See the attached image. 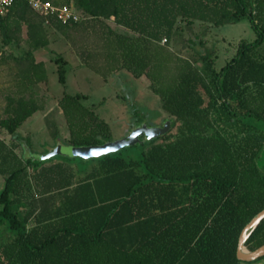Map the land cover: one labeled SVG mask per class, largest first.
I'll list each match as a JSON object with an SVG mask.
<instances>
[{
    "label": "trees",
    "instance_id": "trees-1",
    "mask_svg": "<svg viewBox=\"0 0 264 264\" xmlns=\"http://www.w3.org/2000/svg\"><path fill=\"white\" fill-rule=\"evenodd\" d=\"M42 1L79 13L77 22L49 20L66 36L95 29L91 21L106 27L96 31L106 72L145 77L170 128L88 159L94 163L79 170L67 161L21 159L0 140V264H254L239 261L236 247L243 227L264 209V0ZM242 19L256 38L237 42L219 69L201 42L199 52L189 41L197 61L168 48L180 21L223 26ZM110 20L132 35L114 32ZM44 23L21 0L0 18L3 46L19 47L23 26L28 45L22 57L9 55L18 82L0 119L8 134L39 109L24 91L47 80L44 63L32 56L47 45ZM55 63L64 85L65 61ZM86 100L66 92L58 100L68 146L111 140L109 125ZM263 243L264 220L245 246Z\"/></svg>",
    "mask_w": 264,
    "mask_h": 264
},
{
    "label": "rangeland",
    "instance_id": "rangeland-1",
    "mask_svg": "<svg viewBox=\"0 0 264 264\" xmlns=\"http://www.w3.org/2000/svg\"><path fill=\"white\" fill-rule=\"evenodd\" d=\"M90 24H94L95 29L91 27L85 31H69V35L66 36L49 23H44L47 45L34 50L32 56L37 60L45 61L47 80L39 85L29 87L28 93L32 92L38 96L46 94L48 99L42 100L43 107H52L53 109L42 119V122L47 120L54 123V129L56 128L58 134L56 139L51 138L53 128L47 123L48 130L45 133L42 132L27 141V146L16 148L17 154H21V159L30 157L36 161L50 159L54 162L67 161L75 170L82 169L84 164H92L93 161L81 162L79 157L72 156L70 147L60 150V154L45 157L50 154L52 149L55 151L58 147L61 149L63 147L61 145L68 146L67 123L62 112L58 113L57 109L58 100L65 92L71 95L83 94L87 96L84 104L91 107L109 125L110 141L125 138L139 126H162L168 120L169 116L161 109L159 97L151 91L150 83L145 77L137 79L124 70L106 72L104 67L106 60L101 55L102 53L100 54L103 44L100 34L96 31H102L103 28V31L107 32V28L100 29L98 23L93 21ZM105 24L118 34L132 35V33L116 26L111 20L105 21ZM25 33L26 28L23 26L21 34L23 41L19 47L3 46L0 35V87L4 82H11L13 92L17 90L18 70L12 57H22L28 50ZM255 37L256 34L247 19L223 26H212L199 22L191 25L180 21L168 48L182 57L197 61V55L192 51L189 41L194 43L193 50L199 52H202L201 42L207 51L213 52L214 67L219 69L233 55V49L237 42L253 40ZM160 44L167 43L161 40ZM58 57L65 61L64 85L58 80V64L55 63ZM35 115H42V112H36L33 116ZM28 123L29 120L18 129L19 132L24 131L23 127ZM3 185L4 177L0 174V192ZM246 249L248 250L247 247ZM254 264H264V258L257 260Z\"/></svg>",
    "mask_w": 264,
    "mask_h": 264
},
{
    "label": "water",
    "instance_id": "water-1",
    "mask_svg": "<svg viewBox=\"0 0 264 264\" xmlns=\"http://www.w3.org/2000/svg\"><path fill=\"white\" fill-rule=\"evenodd\" d=\"M170 128V121L166 120L162 126L148 127L146 125L139 126L133 129L125 138L118 141H109L101 145L86 146V147H71L63 146L55 149L51 155L60 154V150L67 147L71 148V155L85 160L99 158L110 153L117 152L124 147L132 146L140 141V137L144 136L147 140H151L165 134ZM264 220V209L258 212L241 230L237 247L236 258L242 262H253L264 257V243L256 249L247 250L245 244L252 233L256 230L260 222Z\"/></svg>",
    "mask_w": 264,
    "mask_h": 264
},
{
    "label": "crops",
    "instance_id": "crops-1",
    "mask_svg": "<svg viewBox=\"0 0 264 264\" xmlns=\"http://www.w3.org/2000/svg\"><path fill=\"white\" fill-rule=\"evenodd\" d=\"M260 7L261 8H260V11L258 13V19H259L258 24L260 27H262L264 29V2ZM250 41H252V40H250ZM260 52L264 55V41L260 47ZM35 62H42L45 64V61H43V60L35 59ZM45 67H46V64H45ZM39 84H37V85H39ZM12 87H13V85L11 84V82H8V83L4 82L3 84H1V87H0V91H1L0 119L6 117L5 108H6L7 102L9 101V98L17 95V91L13 92ZM24 92H25L24 97L26 99H32L37 103V105L39 106V109L36 112H42V115L33 116L34 114H36V112H35L31 117H29L26 120V121L29 120V123L25 127H23L24 131L19 132L18 129H20L26 121L16 130V132L14 134H8L5 130L0 128V140L3 141L7 146L12 147L15 152H16V148H22L23 145L27 146L26 142L30 141L35 136H38V134H40L42 132L45 133V131L48 130L47 129V123H48V125H50L53 128V131L51 133V138H53V135L55 133H57L56 128L54 129V127H55L54 123L48 122L47 120H46V122H42V119L44 117H46V115L50 114V112L53 109L52 107L51 108L43 107L42 100L48 99V97H46V94H39V96H38L32 92L28 93V89L25 90ZM57 109H58V113H61V110L58 108V106H57ZM24 132H25V134H24ZM56 138H54V139H56ZM61 146H65V145H61ZM53 151H54V149H52L50 151V154ZM50 154L46 155L45 157L50 156ZM20 155H18V156H20ZM55 155H57V154H55ZM50 157H52V155Z\"/></svg>",
    "mask_w": 264,
    "mask_h": 264
},
{
    "label": "built area",
    "instance_id": "built-area-1",
    "mask_svg": "<svg viewBox=\"0 0 264 264\" xmlns=\"http://www.w3.org/2000/svg\"><path fill=\"white\" fill-rule=\"evenodd\" d=\"M16 1L18 0H0V18L8 13ZM21 1L26 2L35 13L43 17L45 23H49L51 18L62 23L77 22L80 20V15L76 13L72 6H57L42 0ZM162 41L164 42L165 40L163 39Z\"/></svg>",
    "mask_w": 264,
    "mask_h": 264
}]
</instances>
